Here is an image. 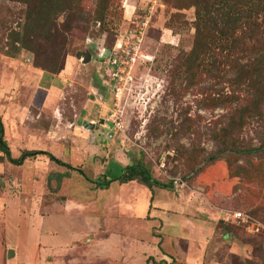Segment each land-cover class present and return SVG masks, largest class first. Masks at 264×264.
Here are the masks:
<instances>
[{"label":"rangeland","instance_id":"rangeland-1","mask_svg":"<svg viewBox=\"0 0 264 264\" xmlns=\"http://www.w3.org/2000/svg\"><path fill=\"white\" fill-rule=\"evenodd\" d=\"M96 2L83 0L86 16L93 17ZM150 5L151 0H115L102 34L100 23H91L85 32L71 33L68 42L31 37L38 49L33 52L16 39L27 5L0 0L5 138L14 157L25 149L46 150L73 167L46 155L22 165L0 163V264H187L192 252L186 254V243L176 242L189 241L178 237L204 240L206 230L193 229L187 218L194 221L197 211H203V219L195 221L215 229L206 238L213 241L209 264H264V105L260 118L244 116L234 124L225 144L232 117L238 120L237 113L254 97L232 82L236 74L228 64L212 73L205 65L180 72L179 60L194 43L195 8L158 0L145 27ZM138 31L136 84L117 107L118 128L110 118L114 105L106 60L118 39ZM94 41L103 52L86 65L92 56L88 61L76 56L95 52ZM257 45L248 44L244 58H238L254 61L264 51V44ZM66 53L74 60L62 93L41 95L40 65L63 66ZM89 119L96 120L93 129L83 123ZM259 147L253 153L231 152ZM137 158L174 187L151 190L138 182H113L101 190L91 183L114 177ZM152 205L178 213L166 216ZM225 211H242L254 226L224 220ZM224 221L233 228L230 236ZM163 254L169 263L161 262Z\"/></svg>","mask_w":264,"mask_h":264},{"label":"trees","instance_id":"trees-1","mask_svg":"<svg viewBox=\"0 0 264 264\" xmlns=\"http://www.w3.org/2000/svg\"><path fill=\"white\" fill-rule=\"evenodd\" d=\"M27 5L25 22L22 31L17 34L16 39L22 46L37 52L35 43L31 40L40 38L51 39L59 37L67 41L71 36H76L77 32H85L91 23H100L101 34L105 29V16L110 11L115 0H97L96 8L92 16H86L83 8V0H20ZM179 8H195V37L192 49L188 54L183 55L179 60L178 69L180 72H193L201 65L212 73L219 64L224 63L234 68L235 76L232 82L238 86H245L254 97L251 104L241 108L232 117L228 130L223 136L228 143V131L234 124H241L244 116L258 119L262 116L264 105V51H258V56L254 61H241L247 50V45L251 42L259 45L264 44V0H177ZM77 30V31H75ZM65 32L67 34H65ZM257 45V46H259ZM256 48V47H255ZM64 56L63 66L54 64L48 68L49 64L40 67L54 78L65 68ZM236 55V56H234ZM239 56H242L238 58ZM210 62V64H206ZM183 68V69H182ZM250 70L247 72V69ZM247 72V73H246ZM193 78V76H191ZM56 87H62L56 80ZM52 86V85H51ZM49 83L46 88L51 90ZM52 94H55L52 92ZM229 149V147H227ZM259 148L239 149L233 148L231 152L253 153ZM38 155H46L53 162L68 168H72L70 163L63 161L54 154L46 150L25 149L19 157H14L8 141L5 138V125L0 114V163L7 161L14 165H22L27 159H33ZM96 189H108L113 182L127 184L138 182L153 190L155 187H174L171 183H166L157 179L152 169L143 159L123 167L114 177H99L90 179ZM226 228L224 233L230 236L233 228L223 222Z\"/></svg>","mask_w":264,"mask_h":264},{"label":"built area","instance_id":"built-area-1","mask_svg":"<svg viewBox=\"0 0 264 264\" xmlns=\"http://www.w3.org/2000/svg\"><path fill=\"white\" fill-rule=\"evenodd\" d=\"M157 2L158 0H151L148 14L144 16V21L142 22L143 26L146 27L151 20ZM138 32L139 33L136 36L131 37V32V35L126 33L118 39L109 58L106 60L107 76L108 79H110L109 84L111 85L113 105L115 107L110 110V118L118 128H122V123L118 121L120 118L118 116L117 107H119L124 101V95L126 94L128 96L136 84L135 64L136 61L140 59V37L142 33L140 31ZM134 37L136 39L132 40L131 38ZM136 44H139V47ZM143 56L146 59L149 58L148 55L144 54ZM223 218L226 221H229L230 219H235L237 221L242 220L246 223H250V227L254 226L253 219L242 211H225V217Z\"/></svg>","mask_w":264,"mask_h":264},{"label":"crops","instance_id":"crops-1","mask_svg":"<svg viewBox=\"0 0 264 264\" xmlns=\"http://www.w3.org/2000/svg\"><path fill=\"white\" fill-rule=\"evenodd\" d=\"M92 46L94 47L95 52H91L90 53L91 56H92V60H91V62L86 63V65L93 64L95 62L93 60L94 57L95 56H99L103 52L102 51V48L100 47V43L98 41L92 42ZM76 58H78L80 60V58L78 57V54H77ZM73 60L74 59H72V55L71 54L66 55L65 68L59 74L54 75V78L53 79H52L51 76H49L48 74H46V72L44 70H42V74L40 75L41 78H42L41 79V82H40V87L41 88L39 89L42 92L41 95H44L45 97H47L48 94L49 95L52 94V91L57 96L62 93L63 88H64L65 81L67 79H69L70 76H71L70 75L71 74V71H69V65L70 66L73 65ZM100 60H101V58H100ZM83 64H85V63H83ZM98 64L100 65V61L99 60H98ZM56 80L59 82L58 85H60L62 87L61 89H58L56 87V84H55L56 83ZM47 83H49V86H51V85L53 86V88H51V90H49V89L46 88ZM95 101L97 102L98 105L101 104V101H99L98 99H96ZM86 103L87 102H85V106H87ZM98 112L99 113L101 112L100 107H98ZM90 116L92 118L96 117V115H94V114L93 115L91 114ZM89 121H92V122L95 123L96 120L89 119ZM176 205H180L178 201L176 202ZM182 206H179L180 209L182 208ZM189 208H191V207H189ZM205 208L207 209V207H205ZM152 209L153 210H158L159 212H161L162 214H164L166 216H168L169 214H177L178 213L177 211L176 212L175 211L172 212L171 210H167L166 208H162L161 206L157 207V206L152 205ZM197 212H198L199 216L201 217V213H203V211H197ZM199 216H194L193 217L194 218V221L191 220L189 216H187V218H189V222H191V225L192 224L194 225V228L192 227L193 229H196L197 230V228H199V229L203 230L204 232L206 230L205 234L202 233V236H203V234L205 235L204 236V240H201L200 241V236L198 237L199 239L198 238H195L196 239L195 241H191V239L184 238V237H181V238L178 237L177 238L178 240H180V239L181 240H189V241H177L176 242V244L177 243H181V242L186 243V247H183L184 252L186 251V254H187V252H188V254L192 252V254H190L188 257L186 256V258H187V264H209V251H210L209 249L211 248V245H212V242L213 241H207L206 238H207L208 235H210V234L212 235V233L215 231V229H210L208 227V225L202 226L203 224L201 222L198 224L197 222L199 220H202L203 219V218H200ZM195 219H197L198 221H195ZM166 220L167 219H165V222H168V220L167 221ZM203 221L208 222V219H204ZM208 223H211V222H208ZM162 226H163V224L161 225V227ZM206 227H207V229H206ZM202 239H203V237H202ZM203 241H205V242H203ZM163 253L166 254L165 252H163ZM164 254H163V256H164V259L163 260L164 261H161V262H166L167 263L168 261L166 260V258H165L166 255H164ZM145 259L147 260L148 258L145 257Z\"/></svg>","mask_w":264,"mask_h":264},{"label":"water","instance_id":"water-1","mask_svg":"<svg viewBox=\"0 0 264 264\" xmlns=\"http://www.w3.org/2000/svg\"><path fill=\"white\" fill-rule=\"evenodd\" d=\"M86 57V61L90 60L91 59V54L90 53H78V57L81 58V57ZM84 125L86 128L88 129H93L95 127V123L94 122H87V121H84ZM14 255V250L13 249H9L8 250V256L11 257Z\"/></svg>","mask_w":264,"mask_h":264}]
</instances>
